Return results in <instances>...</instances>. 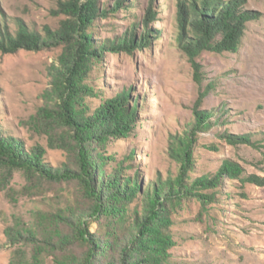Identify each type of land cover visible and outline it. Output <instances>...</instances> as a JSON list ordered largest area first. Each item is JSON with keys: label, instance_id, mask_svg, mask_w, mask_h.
I'll return each instance as SVG.
<instances>
[{"label": "rangeland", "instance_id": "obj_1", "mask_svg": "<svg viewBox=\"0 0 264 264\" xmlns=\"http://www.w3.org/2000/svg\"><path fill=\"white\" fill-rule=\"evenodd\" d=\"M67 1L0 0L2 31L16 35L21 23L43 37L55 35L69 19L68 4H62ZM115 2L100 0L107 14L96 19V39L124 38L136 23L141 32L150 0H125L116 11ZM154 6L158 14L150 24L156 30L151 42L132 54L105 51L89 79L97 92L88 98L92 111L126 88L140 101L134 131L126 139L112 140L105 150L115 157L107 171L124 162L125 174L139 176L144 191L160 176H175L179 163L169 153L170 136L194 122L200 89L212 84L200 109L213 112V126L198 134L193 177L213 174L231 159L246 173L264 179V0H247L246 7L259 18L248 23L239 51H204L196 58L203 87L178 45V1L154 0ZM63 50L62 43L0 50V131L20 139L27 151L37 143L46 146L45 161L53 167L62 166L67 154L48 147L32 118L53 104V79ZM225 131L252 133L253 142L232 144L221 137ZM32 179L34 192L25 189L29 181L24 171L0 166V264H9L19 245L10 241L9 227L30 226L38 209L53 201L65 204L79 194L74 181L51 182L38 175ZM216 193L206 207L190 198L172 209L174 245L167 264H264V184L225 178Z\"/></svg>", "mask_w": 264, "mask_h": 264}, {"label": "trees", "instance_id": "obj_2", "mask_svg": "<svg viewBox=\"0 0 264 264\" xmlns=\"http://www.w3.org/2000/svg\"><path fill=\"white\" fill-rule=\"evenodd\" d=\"M124 1L116 0L115 11ZM177 1L178 45L203 87L196 58L204 51H239L248 23L259 14L246 7L247 0H201L200 4ZM62 4H68L69 19L62 22L63 28L55 35L43 37L21 23L12 35L2 31L0 25L3 51L21 45H64L53 79V104L42 107L32 123L47 137L49 148L67 154L62 166L53 167L45 161L46 146L37 143L27 151L20 139L0 131V166L9 172L24 171L28 191L36 189L32 178L37 175L51 182L74 181L79 186V194L65 204L53 201L49 207L38 209L30 226L7 229L10 241L19 244L9 264H167L174 245L170 227L175 205L196 198L206 207L216 200L225 178L258 184H264V179L246 173L231 159H225L213 174L193 177L198 134L213 126V112L200 109L212 84L200 89L194 122L183 133L170 136L169 153L179 163L175 176H160L144 191L139 176L125 174L124 162H117L108 172L107 166L115 157L106 155L105 150L112 140L126 139L134 131L140 101L133 97L131 88H126L92 111L88 98L96 97L97 92L89 79L105 51L132 54L149 44L156 32L150 24L156 21L158 11L150 0L140 33L136 23L124 38L100 40L96 39L94 25L99 16L107 14L100 0H68ZM251 134L225 131L221 137L232 144L252 143ZM132 158L128 155L129 160Z\"/></svg>", "mask_w": 264, "mask_h": 264}]
</instances>
